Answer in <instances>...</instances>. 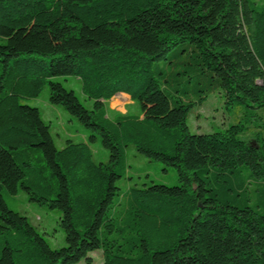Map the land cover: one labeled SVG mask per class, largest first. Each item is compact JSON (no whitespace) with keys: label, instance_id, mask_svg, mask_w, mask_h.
<instances>
[{"label":"trees","instance_id":"obj_1","mask_svg":"<svg viewBox=\"0 0 264 264\" xmlns=\"http://www.w3.org/2000/svg\"><path fill=\"white\" fill-rule=\"evenodd\" d=\"M47 83L84 126L63 147L22 101ZM215 92L264 110V0H0V264H92L98 249L104 264H264V122L254 143L243 121L191 132ZM119 93L137 112L109 106ZM130 144L177 183L123 189ZM21 190L61 211L64 246L8 206Z\"/></svg>","mask_w":264,"mask_h":264},{"label":"rangeland","instance_id":"obj_2","mask_svg":"<svg viewBox=\"0 0 264 264\" xmlns=\"http://www.w3.org/2000/svg\"><path fill=\"white\" fill-rule=\"evenodd\" d=\"M58 79L62 81L65 87L74 89L80 100L89 105L90 101L86 100L83 95L81 82L77 77L69 76ZM22 101L40 109L43 119L50 124L51 133L58 147L65 146L68 137L75 140L81 139L84 126L64 107L52 105L49 102L48 83L38 97L23 98ZM126 103L125 98L119 96L115 97L113 101L115 106H123ZM138 106V103H136V106H129L128 110L137 112ZM252 112L254 116L250 117ZM245 114L249 116L245 117ZM240 121L244 122L242 126L246 128L243 129L239 137L249 143L256 142L258 135H260V133L257 135V132L262 128L264 122V110L243 106L229 109L225 106V100L221 92L211 94L202 104L194 107L188 117V124L193 133H212L216 130H226L231 124L237 125ZM91 148L97 161L106 162L108 160L107 151L99 142L92 143ZM127 163L128 171L131 172V176L135 177V180L126 178L121 181L120 184L123 189L133 185L134 182L140 183L141 181L149 182L153 180L168 184L177 183L174 167L164 170L160 161L148 159L136 150L134 144H130L127 148ZM128 171L125 173V177L128 176ZM6 202L11 209L27 216L53 248H60L65 245V232L59 224L60 210L49 209L40 205L37 201L29 200L28 194L22 190L15 196H6ZM91 256L93 258L92 264H104L101 250L91 252ZM79 264L87 263L82 261Z\"/></svg>","mask_w":264,"mask_h":264},{"label":"crops","instance_id":"obj_3","mask_svg":"<svg viewBox=\"0 0 264 264\" xmlns=\"http://www.w3.org/2000/svg\"><path fill=\"white\" fill-rule=\"evenodd\" d=\"M123 95H125L126 97L123 96ZM117 96L125 98V100H126L127 103H126L125 105H123V106H120V105H119V106H115V105L113 104V101H114L115 97H117ZM110 101H111V102L109 103V106H110L112 109H116V110H119V111H121V112H126V111L128 110V108H129V106H135V104H134V102L131 100L130 96L127 95V94H124V93H119V94L115 95Z\"/></svg>","mask_w":264,"mask_h":264}]
</instances>
